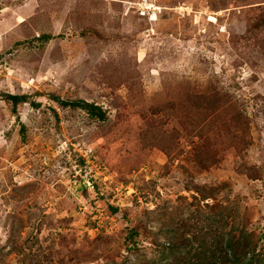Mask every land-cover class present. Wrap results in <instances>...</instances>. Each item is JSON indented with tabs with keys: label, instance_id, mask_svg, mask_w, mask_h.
Wrapping results in <instances>:
<instances>
[{
	"label": "rangeland",
	"instance_id": "1",
	"mask_svg": "<svg viewBox=\"0 0 264 264\" xmlns=\"http://www.w3.org/2000/svg\"><path fill=\"white\" fill-rule=\"evenodd\" d=\"M208 206L264 252V0H0V264H134Z\"/></svg>",
	"mask_w": 264,
	"mask_h": 264
},
{
	"label": "trees",
	"instance_id": "2",
	"mask_svg": "<svg viewBox=\"0 0 264 264\" xmlns=\"http://www.w3.org/2000/svg\"><path fill=\"white\" fill-rule=\"evenodd\" d=\"M46 39H51V36H47ZM8 99L14 107L26 101V98L21 96H9ZM65 105L62 103V106ZM77 107L92 118L100 121L106 119L105 112L95 104L85 101L77 104ZM241 124L243 126L245 122L236 120L237 127ZM254 173L256 171L252 170L249 177L253 180L258 179ZM207 199L209 197L205 196L204 200ZM208 208L212 212L203 218V222L206 223L207 241L199 242L198 236H195V239L185 236L186 234L176 228L166 230L155 236L163 238L164 243H159L158 238L152 242L155 253L152 256L144 253L134 264H264V252L259 250V240L256 236L244 226L228 228V216L225 214L217 216L213 214V210H217L216 207ZM221 209L230 210L228 207ZM139 236L138 229L131 230L127 236L125 248L128 255L140 256L141 245L137 241ZM23 251L22 249L21 252Z\"/></svg>",
	"mask_w": 264,
	"mask_h": 264
}]
</instances>
